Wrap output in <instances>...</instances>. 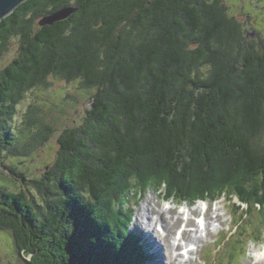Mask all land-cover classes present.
<instances>
[{
	"label": "trees",
	"instance_id": "obj_1",
	"mask_svg": "<svg viewBox=\"0 0 264 264\" xmlns=\"http://www.w3.org/2000/svg\"><path fill=\"white\" fill-rule=\"evenodd\" d=\"M63 8L75 12L40 25ZM13 39L17 56L0 70V151L38 198L0 184V231L25 264H146L130 209L124 224L100 222L131 162L159 160L149 183L133 168L135 195L150 184L183 202L234 196L264 212V40L245 36L225 0H28L0 22V59ZM51 78L94 90L91 105L60 134L53 164L27 180L15 162L54 125L35 106L19 131L10 125Z\"/></svg>",
	"mask_w": 264,
	"mask_h": 264
},
{
	"label": "rangeland",
	"instance_id": "obj_2",
	"mask_svg": "<svg viewBox=\"0 0 264 264\" xmlns=\"http://www.w3.org/2000/svg\"><path fill=\"white\" fill-rule=\"evenodd\" d=\"M225 3L228 7V14L230 16H234L242 25L244 29V34L248 39H254L258 40L259 38L264 40V0H225ZM246 17H248L246 19ZM18 53V41L16 39L11 40L9 44V50L1 57L0 59V70H2L4 67H6L12 60L17 56ZM49 87L43 88V87H38L27 93L25 99L22 101V103L19 105L17 108L18 114L15 120L11 122L10 127H15L14 130L17 132L19 131L21 127V119L23 113H25L30 106H35L40 109L39 115L41 116H46L47 121L51 124L54 125L53 129V135L51 136L50 140L48 143H46L43 147L39 148L36 153H34L31 157H24L21 160H17L15 162V168H18L19 172L23 173L26 177L27 180L34 178V177H39L42 176L45 170L48 169V166L52 165L58 150H59V144H58V139L60 134L67 128L71 127H77L79 126L86 115V111L90 108L91 101L89 100V95L94 92V90H91L90 92H87L83 89H81L80 83L78 81L74 82H67L64 81L60 78H51L49 79ZM12 128V129H13ZM11 138H13V132L10 133ZM10 138V140H12ZM10 158L6 156V154L2 151H0V184L6 185L8 184L10 186L13 185V188L17 191H28V193H31L32 196L38 198L37 194L31 190L30 187L26 184V182H22L18 176H14L10 173L8 169H6V166L13 165L14 163L9 161ZM159 160L153 158L149 162H157ZM149 162H144V161H136V162H131V166L127 167L126 169H130L128 173L126 172L125 175H123L122 178L116 180V191L112 194L110 193L108 198L106 199V202H103V207H102V212H101V223H106L108 220H115L117 223H126L127 218V210L130 209L132 218L131 221L128 222V231L130 233H133L137 235L139 238L141 236L142 239L148 240L149 236L145 234V231L142 230L141 228H146L148 230V224L146 223L147 217L145 216L149 211L151 212L152 208H156L157 206L160 207H167L169 205H172L174 207V199L168 198L167 200L164 199L163 193H161L159 190H154L152 185H147L146 187L144 186V191L142 194H137L135 195V190L132 192V189H130V182H128L129 177L134 176L133 168L134 170H138L141 175H138L139 177L143 178L144 180H147L149 183L151 180L150 178V173L151 171L154 172L156 169L155 167L152 168L153 164L150 165L148 164ZM138 167H135V166ZM178 164L177 166H179ZM140 166V168H139ZM126 170V171H127ZM136 175V174H135ZM124 176L127 180H124ZM111 195V196H110ZM114 195H117L118 201H116L114 204L115 207L111 205L109 202ZM135 195V196H134ZM219 202H225V204L228 206L230 209L231 204H235L236 201L228 202L225 198H222L219 200ZM170 203L169 205L166 204ZM221 203L219 205L218 203L214 204L212 207L209 203L210 211L212 212V217H213V212L215 211L216 208L221 209L219 210L222 219V224L219 226H223L222 231L223 233L220 234H215L220 231V228L217 226L212 225L213 224H218V222L215 221L214 218L211 220V227L217 228V231L209 238L206 239L205 242L208 241V243H202L203 244V250L201 251L199 249V254L198 255H193L191 256L192 258V263L191 264H211L209 262L210 260H215L216 264H250L251 262V257H257L262 254H257L249 255V251L252 250L255 247H258L257 244L249 243L248 239L249 236L245 235L246 232H254V234L251 238H257L260 236L259 231L264 230L263 225L260 226V220H263L261 216L264 215L263 213H257L254 212L251 207H249V211H245L246 213L249 214L250 218L249 221L247 220L245 222V227L239 233L237 234V238H232L230 242H236V239L243 240L242 244H240V247L242 249V252L248 253L247 256L245 255L242 259L238 261L236 258L235 254V244H233L228 250V246L226 249L218 255V257L212 258L210 256H206L207 252H211L214 249V243L217 241L219 236H225L227 233V230L230 229V222L234 221L235 218L234 215H232L231 210H229V213L227 214L226 206ZM146 205V206H144ZM184 205L183 208H185L186 203L182 204ZM224 206V208H223ZM187 208L191 207L189 205L186 206ZM115 209L119 212V214L122 217V220H118L115 217ZM175 209V207H174ZM195 209V208H191ZM250 209L252 212H250ZM176 211V209H175ZM182 211V210H181ZM224 211L226 212V216L224 219ZM180 212V211H176ZM200 212V209L198 208V213ZM141 218H140V216ZM193 216V217H194ZM154 218V216H152ZM240 217V216H239ZM255 217H258V219L255 221ZM227 221V223H226ZM128 224H125L127 226ZM195 226L196 224L193 223ZM180 225V221L178 224L173 227L172 229V235L170 238H167L168 242H173L176 234V230ZM160 227V229H159ZM162 227L161 225L156 226L155 228V234L151 232V236H158V240H163V236L161 234ZM140 235V236H139ZM241 235H244V237H241ZM178 237V236H177ZM148 238V239H147ZM242 238V239H241ZM107 240L111 243L114 244L116 239L113 235H107ZM152 242H155V239L151 240L149 239V242L147 244L149 245V250L151 252L152 258L150 260H147L146 264H157V261H160L161 264H167L168 262L172 263V257L174 254H183L184 250L177 251V253H168L165 252L166 248L164 247V244H160L157 246H153ZM201 244V245H202ZM141 245L143 246V249H146V246L143 242H141ZM199 245V247L201 246ZM189 247V245H187ZM145 247V248H144ZM157 248L159 247L161 250V256L158 258L159 255L156 256L158 251L153 250L152 248ZM191 247V246H190ZM193 250V249H192ZM197 250V249H196ZM194 250V251H196ZM233 250V251H232ZM147 253V256H149L148 249L145 250ZM264 254V253H263ZM241 255V254H240ZM206 257L208 258L207 262L205 263L202 261L200 258ZM249 256V260L247 259ZM200 257V258H199ZM232 260H231V259ZM205 259V258H204ZM206 260V259H205ZM249 261V262H248ZM0 264H25L24 260L16 254V249L14 247V242L11 237L10 232L8 231H0Z\"/></svg>",
	"mask_w": 264,
	"mask_h": 264
},
{
	"label": "bare ground",
	"instance_id": "obj_3",
	"mask_svg": "<svg viewBox=\"0 0 264 264\" xmlns=\"http://www.w3.org/2000/svg\"><path fill=\"white\" fill-rule=\"evenodd\" d=\"M144 206H146V205H144ZM207 206L209 207V205H207ZM188 208L185 207V208H183L182 211L176 212L172 205H169L167 207L157 206L155 209L152 208L151 212L149 211L145 216H143V217H147V219H149L146 222L148 224V230H147V227L141 228V229L145 231V234L149 236L150 240H151V237H152V239H155L156 243L152 242L153 246H157V244L158 245L164 244V247L166 248L165 252H168V253H173V252L177 253V251H179V250H181V251L184 250L183 254H174L172 257V263L168 262L167 264H191L192 263L191 256L198 255L199 249H197V250L196 249H193V250L190 249V251L187 252L186 251L187 250V244L185 246L183 243L185 242V243H189V244L199 246L202 243H204L207 238L211 237L217 231L216 227L215 228H213L214 226L211 227L212 226L211 225L212 218H214L215 221L219 222L220 225L223 223L222 219H221V214L219 212L220 209L216 208L215 211L213 212V217H212V212L210 211V208H208V211L204 215L206 227H205V235H203V233L199 227L200 222H198L196 224V226L193 224L194 220L192 217L197 214L198 208H195V209L190 208L188 210L189 215H190V218L188 219V225L189 224L192 225L193 228L183 230L181 237L175 236L174 239H171V240H173V242H170V241L168 242V240H166V239L171 237L173 227H175L178 224V222L182 220L181 216L183 215V212ZM200 210H201V208H200ZM139 216H140V214H139ZM152 216H154V218ZM140 218H141V216H140ZM158 225L159 226L161 225V227H162V230H160V231H161V234L163 236L164 241L158 240V236H153V235L151 236L150 235L151 234L150 231H152L155 234V228ZM140 238H141V236H140ZM149 239L144 240L141 238V241L144 242L146 249H148V252H149V256H147L148 260H150L152 258L151 252L149 250V245L147 244V242H149ZM152 249L159 252L156 254V256L159 255L158 258H160L161 250H163V249H160L159 247L152 248ZM194 250H196V251H194ZM157 264H161V262L157 261ZM250 264H264V254L257 256V257L252 256Z\"/></svg>",
	"mask_w": 264,
	"mask_h": 264
},
{
	"label": "water",
	"instance_id": "obj_4",
	"mask_svg": "<svg viewBox=\"0 0 264 264\" xmlns=\"http://www.w3.org/2000/svg\"><path fill=\"white\" fill-rule=\"evenodd\" d=\"M28 0H0V22L9 17L15 9ZM75 12L74 8H63L47 17L41 22V26L53 25L56 22L66 20Z\"/></svg>",
	"mask_w": 264,
	"mask_h": 264
},
{
	"label": "flooded vegetation",
	"instance_id": "obj_5",
	"mask_svg": "<svg viewBox=\"0 0 264 264\" xmlns=\"http://www.w3.org/2000/svg\"><path fill=\"white\" fill-rule=\"evenodd\" d=\"M248 17H246V19H247Z\"/></svg>",
	"mask_w": 264,
	"mask_h": 264
}]
</instances>
